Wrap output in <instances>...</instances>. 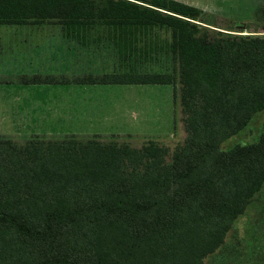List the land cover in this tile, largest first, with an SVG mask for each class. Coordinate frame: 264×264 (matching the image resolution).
Masks as SVG:
<instances>
[{
    "label": "trees",
    "instance_id": "obj_1",
    "mask_svg": "<svg viewBox=\"0 0 264 264\" xmlns=\"http://www.w3.org/2000/svg\"><path fill=\"white\" fill-rule=\"evenodd\" d=\"M198 12L178 0H0V24L55 22L82 40L110 26L118 56L137 51L124 34L168 30L170 71L74 82L176 84L185 132L168 159L153 140L0 136V264H203L222 243L264 181V120L256 141L219 148L264 106V34L188 20ZM20 82L68 83L38 73Z\"/></svg>",
    "mask_w": 264,
    "mask_h": 264
},
{
    "label": "rangeland",
    "instance_id": "obj_2",
    "mask_svg": "<svg viewBox=\"0 0 264 264\" xmlns=\"http://www.w3.org/2000/svg\"><path fill=\"white\" fill-rule=\"evenodd\" d=\"M178 1L199 10L195 19H188L191 22L209 26L204 23L207 22L213 25L209 26L211 29L233 34L247 35L251 30H258L257 34H264L260 29L264 23V0ZM234 23L245 25L246 29L242 32L232 31L236 29ZM120 36L118 31L106 25L92 26L89 36L82 40L66 37L63 27L55 22L0 24V91L8 93L15 87L29 85L20 82L22 76L29 77L34 72L44 75L52 71V75L65 78L68 82L66 83L69 84L68 87L64 85V88L61 87L63 90L58 91L67 98L75 95L72 87L78 83L74 81L89 75L100 77L104 72L128 69L138 72L172 69L169 55L160 49L169 37L168 30L157 27L152 30H140L135 32L132 38L124 34V37H121L122 41L133 40L137 51L133 54L127 52L122 56L116 54L112 41L115 39L117 41ZM14 44H17V47ZM15 47L22 50L34 49L44 54L42 58L30 57V61L22 57L9 56L7 51ZM108 87L103 88L106 90L101 93L88 91L87 97L103 100L108 106L124 105L129 116L112 107L106 109L113 112L111 117L91 126L82 124L78 117L71 115L61 120L57 119L62 122L59 125L48 127L46 123L54 119L36 118L33 121L38 126H35L31 125L28 118L25 120L23 116L26 114L25 110L18 111V117L14 118L13 111L7 109V103L0 100V136L10 138L16 143H21L31 136L44 138L75 136L125 142L132 147H139L146 141L153 140L166 148L168 159L173 148L180 144L185 136L182 115L177 100L172 95V89L177 85L117 84ZM136 106L141 108L140 111ZM263 120L264 106L253 114L242 129L223 140L219 148L226 150L234 144L256 141ZM203 264H264V181L251 196L243 212L232 220L222 243L203 258Z\"/></svg>",
    "mask_w": 264,
    "mask_h": 264
},
{
    "label": "crops",
    "instance_id": "obj_3",
    "mask_svg": "<svg viewBox=\"0 0 264 264\" xmlns=\"http://www.w3.org/2000/svg\"><path fill=\"white\" fill-rule=\"evenodd\" d=\"M20 42L21 41H17V43ZM14 45L16 46L17 44ZM37 45H39V43ZM16 47L7 51L9 52V56L12 55L13 57H22L30 61V57L33 59L42 58L41 56L44 54H42V51L34 49L22 50ZM57 52L58 51L56 50L55 56L58 55ZM47 74L53 73L50 71L47 72ZM64 85H67L68 87L69 84H29L23 87H15V89H10L8 93L0 91V100H3V103H7V109L13 111L14 118L18 117V111L25 110L26 114L23 115L25 120L28 118L31 125L33 124L35 126H38L34 124L35 121H33L36 118L54 119V121L51 122L46 121V126L48 127L59 125L62 122H59L57 119L61 120V118L68 115L78 117V121H81L82 124H88V126H91L95 125V123H98L99 121H103L104 119L111 117L113 112H110V110L106 111V109L112 107H114V109L116 107L127 116L130 115L124 105L120 106L115 104V106H108L103 103V100H93L87 97L88 94L86 93L88 91L94 90L97 91V93H101L103 90H106L103 88H109L108 86L117 84H75L73 85L72 88L74 89L72 90H74L77 97L73 94V97L68 96L67 98L62 92H58L63 90L61 87L64 88ZM6 93L8 94V97ZM81 94L85 95L81 96ZM138 107L139 106H136V109L140 111L139 109L141 108ZM134 131L136 132V130Z\"/></svg>",
    "mask_w": 264,
    "mask_h": 264
},
{
    "label": "water",
    "instance_id": "obj_4",
    "mask_svg": "<svg viewBox=\"0 0 264 264\" xmlns=\"http://www.w3.org/2000/svg\"><path fill=\"white\" fill-rule=\"evenodd\" d=\"M191 15H192V16H197V15H198V13H191Z\"/></svg>",
    "mask_w": 264,
    "mask_h": 264
}]
</instances>
